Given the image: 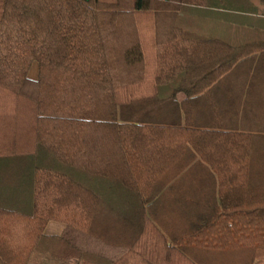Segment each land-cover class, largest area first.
Masks as SVG:
<instances>
[{
	"label": "trees",
	"instance_id": "16d2710c",
	"mask_svg": "<svg viewBox=\"0 0 264 264\" xmlns=\"http://www.w3.org/2000/svg\"><path fill=\"white\" fill-rule=\"evenodd\" d=\"M252 21L264 0H0V264H264ZM200 168L215 216L151 221Z\"/></svg>",
	"mask_w": 264,
	"mask_h": 264
},
{
	"label": "crops",
	"instance_id": "0c3cea01",
	"mask_svg": "<svg viewBox=\"0 0 264 264\" xmlns=\"http://www.w3.org/2000/svg\"><path fill=\"white\" fill-rule=\"evenodd\" d=\"M252 28H257L258 30L264 31V23L262 22H253L251 23ZM258 36L255 37V40ZM236 90V89H235ZM251 94L255 104H264V86H256L251 87ZM218 93L226 92L229 93L228 89H218ZM233 92H241V90L237 89V91ZM220 98L218 97V100ZM222 101V99H220ZM224 101V100H223ZM235 122V119H233ZM201 174L203 175V181L201 183L197 181H188L185 183V189L187 190V196L184 199L169 197L165 200H159L153 208L149 209V218L154 223H157L159 227L163 229H168V231L172 234H176L178 230V221H195L198 219H211L215 216L217 211L220 209V201L216 195L217 186L215 182H212L210 173H207L204 168L196 169V171L192 174V179H194L195 175ZM209 175V176H208ZM209 178V180H208ZM166 205L169 206L168 213H161L159 206ZM184 205L185 206V217L181 218L177 213V206ZM66 231V225L64 223L50 222L44 231V235L46 237H61ZM43 252V251H42ZM42 262V261H41ZM35 264H43V263H35Z\"/></svg>",
	"mask_w": 264,
	"mask_h": 264
},
{
	"label": "rangeland",
	"instance_id": "374dc122",
	"mask_svg": "<svg viewBox=\"0 0 264 264\" xmlns=\"http://www.w3.org/2000/svg\"><path fill=\"white\" fill-rule=\"evenodd\" d=\"M38 75V68L37 66H33L30 75H29V82L24 89V93L26 96L33 98L36 95V79Z\"/></svg>",
	"mask_w": 264,
	"mask_h": 264
}]
</instances>
